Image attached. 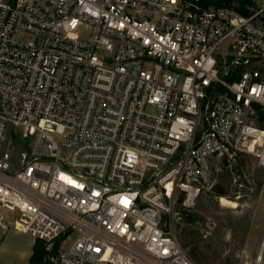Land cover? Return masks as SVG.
Segmentation results:
<instances>
[{"label": "built area", "instance_id": "obj_1", "mask_svg": "<svg viewBox=\"0 0 264 264\" xmlns=\"http://www.w3.org/2000/svg\"><path fill=\"white\" fill-rule=\"evenodd\" d=\"M251 1L243 16L199 0H0V243L59 240L49 264H195L163 216L194 204L215 158L264 167V0Z\"/></svg>", "mask_w": 264, "mask_h": 264}, {"label": "rangeland", "instance_id": "obj_2", "mask_svg": "<svg viewBox=\"0 0 264 264\" xmlns=\"http://www.w3.org/2000/svg\"><path fill=\"white\" fill-rule=\"evenodd\" d=\"M257 66L264 75V58ZM216 185L223 196L213 191ZM221 198L236 207L222 205ZM167 217L180 246H186V253L195 250V264H255L264 242V167L256 157L242 153L213 159L194 204L184 208L175 200ZM33 242L29 235L9 230L0 243V264H28ZM262 252L260 264L264 248Z\"/></svg>", "mask_w": 264, "mask_h": 264}, {"label": "trees", "instance_id": "obj_3", "mask_svg": "<svg viewBox=\"0 0 264 264\" xmlns=\"http://www.w3.org/2000/svg\"><path fill=\"white\" fill-rule=\"evenodd\" d=\"M200 3L204 6L213 5L215 7H232L235 9L239 14L243 16L250 15L249 8L253 5L251 0H199ZM213 191L220 196L224 195V191L218 188V186L213 187ZM181 199H179V202ZM184 219L188 220V217L185 216V213L183 214ZM163 219L168 222V217L165 215L163 216ZM186 246H183V248ZM59 248V240L54 242V244L50 247L49 250L46 249V242L42 240H34L31 253L29 256L28 264H49L48 258L52 255H54ZM189 258L195 259L196 253L195 250H189V253H187Z\"/></svg>", "mask_w": 264, "mask_h": 264}, {"label": "bare ground", "instance_id": "obj_4", "mask_svg": "<svg viewBox=\"0 0 264 264\" xmlns=\"http://www.w3.org/2000/svg\"><path fill=\"white\" fill-rule=\"evenodd\" d=\"M220 203H221L222 205L230 206V208H231V207H236L235 202L228 201V200H226V199H224V198H221V199H220Z\"/></svg>", "mask_w": 264, "mask_h": 264}]
</instances>
